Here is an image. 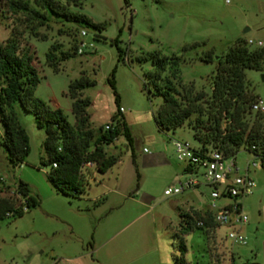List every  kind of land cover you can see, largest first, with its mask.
<instances>
[{
  "label": "rangeland",
  "instance_id": "1",
  "mask_svg": "<svg viewBox=\"0 0 264 264\" xmlns=\"http://www.w3.org/2000/svg\"><path fill=\"white\" fill-rule=\"evenodd\" d=\"M79 2L81 8L71 3L68 8L101 28L81 27L54 17L44 24L27 22L24 13L12 12L6 1L0 0V41H6L11 33L17 36L20 53L32 55L38 69L34 96L60 108L72 124L69 83L82 75L94 81L82 90V96L90 101L87 114L91 128L98 132L122 107L126 111L120 118L130 131L132 145L121 131L115 142L106 146L107 155L119 158L106 174H96L85 193H57L47 179L50 165L41 163L45 134L36 127L34 117L16 104L30 151L25 162L12 167L0 145V178L11 189L18 180L24 181L39 204L20 217L0 222V264H175L174 257H181L174 237L180 229V212L190 205L206 207L209 190L202 186L184 195H165L166 189L192 177L177 171L171 140H183L198 148L193 136L204 132L198 118L208 120L195 112L174 132L160 131L153 113L162 99L148 94L142 86L143 72L152 69L151 60L138 62L136 58L152 52L167 59L178 58L177 77L166 71L161 83L170 80L174 95L183 103L186 90H191L194 98L204 94L198 104L207 108L216 60L223 59L240 38L264 42V0ZM83 30L85 35L81 36ZM115 38L125 51L120 61L112 44ZM81 42L85 46L81 47ZM51 45L55 46L52 53L59 65L57 72L45 60ZM77 48L82 53L75 52ZM61 53L71 55L60 61ZM113 70L117 102L108 82ZM245 73L249 90L264 101V63L262 70ZM253 118L248 119L250 125ZM2 134L0 123V140ZM144 148L166 157L172 155L175 160L168 158L170 167L154 177L153 171L142 167ZM251 158L244 149L236 154L241 174ZM249 175L256 187L242 202L248 217L241 227L246 244H231L224 228L211 232L193 229L183 236L187 264H264V169L251 170ZM139 190L148 191L152 198L140 203L133 198Z\"/></svg>",
  "mask_w": 264,
  "mask_h": 264
},
{
  "label": "trees",
  "instance_id": "2",
  "mask_svg": "<svg viewBox=\"0 0 264 264\" xmlns=\"http://www.w3.org/2000/svg\"><path fill=\"white\" fill-rule=\"evenodd\" d=\"M12 12H22L27 22L33 20L44 24L54 17L81 27L101 28L86 15L72 11L68 5L81 8L79 0H5ZM129 4V0H124ZM45 40V39H43ZM117 48L118 60H122L125 51L118 45V39L112 40ZM49 47L45 54L47 64L53 71L59 70ZM78 48L75 50L77 52ZM74 52V53H75ZM73 53V54H74ZM64 61L71 54L61 53ZM149 58L150 70L143 72V88L148 94L160 96L161 104L153 113V120L157 128L162 131L174 132L191 116L198 113L207 116V122L198 118V126L204 130L195 133L193 138L202 150L219 149L226 156L237 154L241 149L253 153H264V112H255L252 105L258 98L248 88L246 70H262L264 63V46L250 50L247 41L240 38L226 52L223 59H217L216 72L213 76L212 91L206 100L208 106L203 108L198 101L204 99V94L193 97L191 90H186L184 101L175 95L170 80L161 83L163 74L168 71L173 78L177 77L178 58L167 59L157 52L148 53L136 58L138 62ZM210 62V61H208ZM108 80L113 89L115 101L118 94L113 78ZM39 82L38 69L30 54L19 51V40L11 33L6 41H0V123L3 134L0 145L10 166L16 167L25 162L29 151V136L20 124L15 105L18 104L23 112L34 117L36 127L45 134L42 142L44 158L41 163L50 165L47 179L57 193L66 196H77L85 193L90 180L96 174L104 175L119 160L116 156L106 153V146L115 142L122 131L128 144L132 145V137L124 121L120 118V111L113 115L108 124L109 129L100 127L94 132L89 123L87 107L88 98L82 96V90L94 84L85 76L72 80L67 94L72 99V113L74 123L67 120L66 115L58 107H51L47 102L34 96ZM253 115V122L249 118ZM92 166H88L87 164ZM39 204L32 195L29 185L18 180L15 188L0 178V222L22 216L25 211ZM195 212L192 215L180 214L179 232H174L178 239V250L181 257L175 256V264H187L184 256L187 247L183 236L197 227L198 220L205 221V225L212 230L210 215ZM206 231V230H205ZM207 232V231H206Z\"/></svg>",
  "mask_w": 264,
  "mask_h": 264
},
{
  "label": "built area",
  "instance_id": "3",
  "mask_svg": "<svg viewBox=\"0 0 264 264\" xmlns=\"http://www.w3.org/2000/svg\"><path fill=\"white\" fill-rule=\"evenodd\" d=\"M84 35L85 31L83 30L81 36ZM247 44L255 47L264 46V42H256L252 39H248ZM80 46L83 47L85 44L81 42ZM77 52L82 53L81 48H78ZM252 110L264 112V101L258 97L252 105ZM119 111L124 113L126 110L120 107ZM109 128L108 124L105 125V129ZM171 141L175 158L183 166L182 173L192 177L179 181V186L166 189L165 195H178L186 190L199 189L202 186L207 188L209 190L208 205L204 210H197V212L206 218L205 214L210 215L211 222L216 227L214 230L224 228L226 239L231 244H246L241 227L247 222L248 217L243 210L242 202L245 197L252 194L256 187V183L249 173L251 170L264 169V153L247 151L252 158L245 162L241 174L236 154L226 156L219 149L202 150L200 145L198 148H193L190 143L183 140L172 139ZM143 151L147 150L144 148ZM87 165L92 166L90 163ZM196 226L206 231H214L206 226L203 220H198Z\"/></svg>",
  "mask_w": 264,
  "mask_h": 264
},
{
  "label": "crops",
  "instance_id": "4",
  "mask_svg": "<svg viewBox=\"0 0 264 264\" xmlns=\"http://www.w3.org/2000/svg\"><path fill=\"white\" fill-rule=\"evenodd\" d=\"M168 158L170 160L171 159L175 160V158L172 157V155H168V157H166V155L165 154L163 155L161 152L151 153L150 151H143V153L141 154V162L144 166H142V167L144 170L153 171V176L156 177V174H158V172L160 170L167 169L170 167V166H167V165L171 164V162L168 161ZM166 159H167V161H166ZM176 169L180 173V172H182L183 166L181 164H179V162H177ZM187 191L188 190H186V191H184L178 195H184V193ZM137 194L138 195L133 197V198L142 204H145L146 201H149L152 198L151 193H149L148 191L139 190ZM204 208H201V209L194 208L192 205H190L187 209H185L184 211H181L180 214L186 213L183 215H187V214L191 215V214H193L194 211L197 212V210H204Z\"/></svg>",
  "mask_w": 264,
  "mask_h": 264
},
{
  "label": "water",
  "instance_id": "5",
  "mask_svg": "<svg viewBox=\"0 0 264 264\" xmlns=\"http://www.w3.org/2000/svg\"><path fill=\"white\" fill-rule=\"evenodd\" d=\"M262 79L264 80V75L262 76Z\"/></svg>",
  "mask_w": 264,
  "mask_h": 264
}]
</instances>
